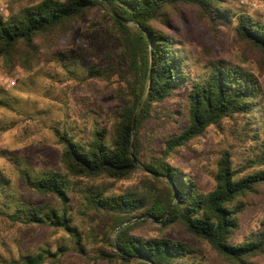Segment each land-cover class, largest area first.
<instances>
[{
	"label": "trees",
	"instance_id": "trees-1",
	"mask_svg": "<svg viewBox=\"0 0 264 264\" xmlns=\"http://www.w3.org/2000/svg\"><path fill=\"white\" fill-rule=\"evenodd\" d=\"M228 1L12 0L7 15H0V57L16 59L26 70L38 65L42 58L47 59L45 51L67 37L66 32L85 9L105 3L112 13L118 52L101 67V72L83 65L68 71L74 75L86 72L85 78L101 80L116 73L125 79L127 89L119 109L108 114L107 125L94 124L88 137L65 127L53 128L62 144V170L49 169L33 176L27 169H20V193L9 192L8 179L0 171V215L13 224L61 227L86 254V235L75 223V214L82 212L75 210L76 202L82 197L91 212L108 217L103 249L96 254L97 259L108 264H204L195 259L196 251L185 241L140 233L149 220L134 219L144 215L162 219L164 227H184L234 264H257L253 258L264 254V229L242 240H237L236 235L241 215L250 205L249 197L258 194L264 185L262 81L252 68L225 58L208 59L203 70L193 68L184 45L158 27L159 23H170L169 11L178 5L195 7L215 28L234 21L236 35L258 53L259 66L264 68V21L232 11ZM226 117L238 118L253 134L259 150L253 162L261 168L239 175L230 153L224 150L216 163L213 188L202 190L190 173L166 158ZM166 123L172 128L156 135ZM154 140L162 141L164 154L153 151L147 158L145 148ZM138 164L162 178L145 173L152 178L156 190L157 183L163 185L150 197L133 190L110 191L102 183L79 187L78 180L82 178L128 179L138 170ZM29 191L52 201L36 203L26 197ZM128 221L131 222L125 224ZM109 246L113 250H104ZM61 250L51 253L41 249L22 256L19 264H54Z\"/></svg>",
	"mask_w": 264,
	"mask_h": 264
},
{
	"label": "rangeland",
	"instance_id": "rangeland-1",
	"mask_svg": "<svg viewBox=\"0 0 264 264\" xmlns=\"http://www.w3.org/2000/svg\"><path fill=\"white\" fill-rule=\"evenodd\" d=\"M11 2L0 0V15H7ZM227 6L236 13L264 21V0H229ZM111 16V10L105 3L85 9L66 32L67 37L54 43L48 52L45 51L47 59L42 58L31 70L24 69L16 59L7 61L0 57V171L8 179L9 192L20 193L23 186L20 169H27L33 176H36L35 172L49 169L62 170V144L53 128L65 127L69 132L88 137L94 124L107 125L108 114L117 111L124 102L126 81L116 73L101 80L85 78L86 72L74 75L68 71L73 70L75 65L101 69L111 61L118 52ZM169 19L168 25L159 23L158 27L184 45L193 68L203 70L211 58L229 59L252 68L264 88V68L259 66L258 53L236 35L234 21L229 26L216 25L215 28L195 7L184 5L169 11ZM11 80L13 84H9ZM171 126L166 123L156 131V135L167 133ZM162 150V141L154 140L145 148L146 157L150 158L154 152L162 156ZM224 150L230 153L239 175L261 168V165L253 162L259 153L253 134L235 117H226L220 123L210 125L204 135L171 151L166 159L190 173L202 190H210L215 184L217 160ZM145 173L152 175L138 164V170L128 179L82 178L78 184L80 188H85L91 183H102L110 191L133 190L150 197L156 188L153 181V186L151 184L152 178ZM156 186L158 190L163 188L161 183ZM25 194L36 203L52 201L36 192ZM249 199L250 205L240 218L237 240L264 229V185L258 194ZM76 204L75 210H82L75 214V223L78 230L86 235V254L81 253L70 234L61 227L13 224L0 215V264H19L22 256L41 249L52 253L59 248L63 250L58 251L59 261L54 264H108L96 258L97 252L103 249L101 242L108 217H99V214L91 212L82 197H78ZM141 218L149 220V225L140 230L144 235L161 234L185 241L196 251L195 259L202 260L204 264H234L209 243L192 236L180 225L164 227L162 219L156 220L146 215ZM115 233L116 230L110 237ZM107 248L104 250H113L111 246ZM48 258L53 259L51 256ZM253 260L257 264H264V254ZM132 261L139 262L140 259Z\"/></svg>",
	"mask_w": 264,
	"mask_h": 264
},
{
	"label": "water",
	"instance_id": "water-1",
	"mask_svg": "<svg viewBox=\"0 0 264 264\" xmlns=\"http://www.w3.org/2000/svg\"><path fill=\"white\" fill-rule=\"evenodd\" d=\"M123 22H125V23H127V21L126 20H124V19H121ZM151 75V69H150V71H149V76ZM140 106V105H139ZM139 106L137 107V109H136V111L134 112V115H133V123H132V131L134 130V123H135V118H136V114H137V111H138V109H139ZM133 160H134V162H137L136 161V158H134L133 157ZM148 171V170H147ZM149 173H151L152 175H154V176H157V177H160V175L159 174H157V173H153V172H151V171H148ZM141 217H139L138 219H140ZM138 219H134V220H138ZM131 221H128V222H126L125 224H129ZM120 227H122V226H120ZM119 227V228H120ZM118 228V229H119ZM116 231H117V229H116ZM132 258V257H131Z\"/></svg>",
	"mask_w": 264,
	"mask_h": 264
},
{
	"label": "built area",
	"instance_id": "built-area-1",
	"mask_svg": "<svg viewBox=\"0 0 264 264\" xmlns=\"http://www.w3.org/2000/svg\"><path fill=\"white\" fill-rule=\"evenodd\" d=\"M14 82L11 80L10 82H9V84H13Z\"/></svg>",
	"mask_w": 264,
	"mask_h": 264
}]
</instances>
